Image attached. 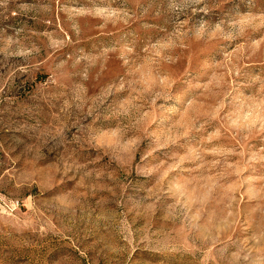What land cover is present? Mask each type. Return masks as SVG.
I'll use <instances>...</instances> for the list:
<instances>
[{"label":"rangeland","instance_id":"374dc122","mask_svg":"<svg viewBox=\"0 0 264 264\" xmlns=\"http://www.w3.org/2000/svg\"><path fill=\"white\" fill-rule=\"evenodd\" d=\"M0 264H264V0H0Z\"/></svg>","mask_w":264,"mask_h":264}]
</instances>
